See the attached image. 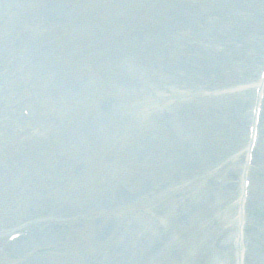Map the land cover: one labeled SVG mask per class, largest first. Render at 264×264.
<instances>
[{"label": "rangeland", "instance_id": "1", "mask_svg": "<svg viewBox=\"0 0 264 264\" xmlns=\"http://www.w3.org/2000/svg\"><path fill=\"white\" fill-rule=\"evenodd\" d=\"M62 1L45 24L0 0V264H101L132 222L129 264H233L264 0ZM259 119L243 264L264 263Z\"/></svg>", "mask_w": 264, "mask_h": 264}, {"label": "bare ground", "instance_id": "2", "mask_svg": "<svg viewBox=\"0 0 264 264\" xmlns=\"http://www.w3.org/2000/svg\"><path fill=\"white\" fill-rule=\"evenodd\" d=\"M158 244L157 243H154L153 245H152V247H151V249H153L154 247H156ZM150 249V250H151Z\"/></svg>", "mask_w": 264, "mask_h": 264}]
</instances>
